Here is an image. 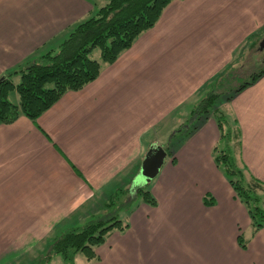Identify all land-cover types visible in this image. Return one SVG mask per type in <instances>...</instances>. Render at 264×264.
<instances>
[{
  "label": "crops",
  "instance_id": "0c3cea01",
  "mask_svg": "<svg viewBox=\"0 0 264 264\" xmlns=\"http://www.w3.org/2000/svg\"><path fill=\"white\" fill-rule=\"evenodd\" d=\"M107 2L0 0V78L20 79L19 69L56 50L78 24L94 17ZM261 35L264 0H173L151 29L114 62L103 65L94 81L66 92L36 122L19 115L10 124H0V264L27 260L35 264L56 236L90 215L96 200L139 175L149 150L162 148L158 135L165 123L174 126L182 121L181 127L192 108L215 90L212 85L221 84L225 77L230 83L235 72L247 73L238 64L244 62L245 47L255 48ZM263 51L258 46L256 52ZM257 69L249 74L263 70ZM226 104L230 137H236L237 131L241 134L242 163L264 183V76ZM201 118L189 121L201 124ZM193 125L196 130L184 135L189 139L183 144L169 140L165 147L169 158L160 178L167 181L151 189L157 206L139 207L129 231L114 241L109 238L97 249L100 260L85 264L137 263L136 243L140 255L154 243L144 237L145 244H140V229L146 234L156 221L153 216L158 213L161 217L156 218H162L164 202L171 196L162 190L172 185L174 165L207 171L202 180L217 175L211 153L221 139L218 124L210 117L186 130ZM232 191L229 187L228 203L217 216L218 227L225 226L219 232L221 239L191 255L202 264H264V226L248 230L250 221L239 215L246 216V209ZM187 203L188 210L190 204L197 207L190 197L179 207L184 209ZM241 223L248 234L245 250L236 243ZM205 226H196L194 232ZM216 229L208 232L214 234ZM187 233L185 245L195 234ZM191 255L150 264H192ZM57 262L61 260L50 264Z\"/></svg>",
  "mask_w": 264,
  "mask_h": 264
},
{
  "label": "trees",
  "instance_id": "16d2710c",
  "mask_svg": "<svg viewBox=\"0 0 264 264\" xmlns=\"http://www.w3.org/2000/svg\"><path fill=\"white\" fill-rule=\"evenodd\" d=\"M172 1L108 0L97 10L94 17L78 24L56 50L40 56L19 69L18 84L13 83L11 75L0 82V124H10L19 115L36 122L66 92L78 91L94 81L99 76L103 65L114 62L142 33L151 29L164 8ZM95 49L99 50V60L90 58V54ZM262 76H264V69L249 74L247 76L249 80L241 82L234 89L235 95L254 84ZM225 79L226 77L222 83L227 86L229 82ZM14 90L19 97L18 106L8 100L9 93ZM219 96L220 94L214 91L208 93L194 107L190 120L203 117L201 118L203 124L205 120L214 117L221 132V139L230 141L231 132L229 129L223 132L225 120L223 115L216 111V100ZM219 118L221 120H218ZM190 126L191 124L182 126L175 133L190 135L196 130V127H193L192 131L186 130ZM232 139L237 140L240 149V131H237L236 137ZM165 152L167 154L166 148ZM215 163L224 165L226 174L230 178L229 184L235 192L236 199L245 207L252 228L255 231L262 228L264 209L259 207V204L264 198V183L252 176L244 164L242 167L237 166L225 150L215 158ZM125 194L126 191L117 189L104 201V207L107 210H113L117 206L114 213L102 217L90 214L82 220L83 222L56 236L48 247L47 254L38 258L35 264H50L55 258L73 264L77 254H82L86 262H98L100 257L97 249L105 243L110 232L113 230L124 232L129 228L128 224L123 225L118 220V211L131 202L128 201V196L125 202L119 201V196H125ZM134 195L132 201L135 206L138 199L140 204L142 202L150 207L157 206L155 197L146 186L138 187ZM212 200L214 201L212 197H209L204 199V203L212 204ZM237 230L236 243L239 248L245 250L247 239L244 238L242 229ZM195 257L194 255L190 257L192 264H202Z\"/></svg>",
  "mask_w": 264,
  "mask_h": 264
},
{
  "label": "rangeland",
  "instance_id": "374dc122",
  "mask_svg": "<svg viewBox=\"0 0 264 264\" xmlns=\"http://www.w3.org/2000/svg\"><path fill=\"white\" fill-rule=\"evenodd\" d=\"M263 38L264 36L262 37L261 35V37H259L257 41L254 42L255 48L250 49L248 47H245L246 50L244 53V62L238 65H244V68L246 69L247 73H244V74L243 73L236 74V72L233 73V79L228 84V86L233 85L232 88L227 89L226 84L224 83L218 84V82L212 85L211 89H215L213 90L214 92L221 94L219 96L220 99L217 101V107L219 111L223 113V117L225 120V122H223L224 132H227L229 128H232L230 127L232 126V122L230 120V115L228 112L229 105L226 104L227 99L232 96L234 98V95H235L234 89L237 88L241 84V82L245 80H249L247 76H249V73L251 72V70L255 69L256 71L257 67L264 69V64H261L262 61L264 60V51L259 54L256 52ZM254 54H256L257 56L253 57ZM252 57L254 58V61ZM90 58L94 60H99L100 58L99 50L98 49L93 50L92 53L90 54ZM13 83L18 84L19 78L15 79ZM8 100L13 105L18 106L19 97L15 90L9 93ZM190 118L191 116H189V120ZM189 120L186 123L182 124V126L183 125L187 126L190 124H195L196 126V124L197 125L199 124V122H196V123L192 121L189 122ZM218 120H221V118H219ZM180 122L182 121H179L174 126H170V123L168 124V121H167L165 123L167 124L166 127H164V129H161L159 131L158 141L162 143L161 145L162 149H165L169 140H172L173 143H176V145L177 144L181 145L186 140L189 139V138H184V135L186 136V134L184 133H181V134L179 132L175 133L176 131H178V129L182 127V126L179 127ZM201 124H199L198 126H200ZM171 127L172 129L170 131ZM173 133H175V135H173L175 137H171ZM215 147L216 149L213 148L212 150L213 152L211 153V158L213 161V165L216 167L215 170H216L217 175H212V178L206 179V177H203L204 179L202 180L201 174L203 175L207 174V171L205 173H203V171L197 172L196 171L197 169L194 170L192 167L188 169H183L178 164L174 165L175 169L171 171L172 176L169 177L172 182V185L171 186L167 185L162 190L167 196L168 194L171 195L170 200L169 201L166 200L164 202L162 218L157 219L158 218L157 216L161 217L158 213L154 215L153 218L156 221H153L154 223L153 222L150 223V226L146 234L144 233L142 228L140 229V233L142 236L138 237L139 243L145 244L144 237L151 239L154 243L149 244V246L146 249L142 250L141 255L138 249V243H136L135 245V247L137 248L136 254L138 256H135V259L137 263H133V264H150L152 263L153 260L160 259V261H163L166 258L183 260L184 259L183 254L189 253V255H191V254H195L198 252H204V249L208 248L209 243L216 244L221 239L220 238L221 234H219V232H222L225 226L221 228L218 227L217 216L219 214V210L222 207V205L226 206L228 203L227 201L229 200V196H230L228 190H229V187L231 188V186L229 184L230 178L226 174L224 165L222 163H217L216 165L215 158L220 156L222 151L225 150V153L227 152L229 153V155L233 158L237 166L242 167L243 163L241 159L242 153L240 155L241 148L240 149L238 148V146L236 145V141L234 139H231L230 141L227 139L224 140V138L220 139V141ZM177 148L178 146L176 147V149ZM168 158L169 156H167L166 154L163 160L162 166L159 169L157 175L153 177L152 179H150L149 182L144 183L140 180L141 184L140 183L134 184V181L136 177L138 176L137 175L131 181H129L130 179H128L126 181V185L118 186L119 190L121 189V190L126 191L125 196L124 195L119 196V201L125 202L127 196H128L127 198L128 201H131L127 207H124L118 211V220H120L123 225L128 224L129 228L125 230L124 232H119L117 230L111 231L110 234L107 236L105 242H107V240L111 237H112L111 241H114L118 239L119 236L120 237L124 236L129 231L131 227V219L139 207L141 208L142 206H147L150 209L155 208V207H150L142 202L140 204V199L137 200L138 206L137 205L135 206V203H133L132 201L135 196L134 191L138 187H143V186H146L151 191V189L153 187H156V185H160L162 182L167 181L166 179L160 178V174L164 170V167H165L164 164L167 163ZM255 172H256L255 174H258L257 171ZM194 178H196V180H194ZM157 188L161 190V187L158 186ZM214 188H216L218 194L215 193ZM232 192L235 194L234 191ZM164 193H162L163 196H165ZM211 196L214 199V201L212 200V204H205L204 199H209V197ZM108 197L109 196H107L106 198L100 197V199L96 200L94 203V208L90 214L92 215L95 214V216L102 217L104 215L109 216V214L114 213L117 209V206H115L113 210H107L104 207V201ZM189 197L192 200L193 205H195L196 203V206L198 207V209H201V210H198L197 207L195 208V206H192L191 204L189 206L190 209L188 210V203L186 204L184 209L182 207H179L180 204L184 200H188ZM263 201H264V198L261 199V203L259 204V207L264 209ZM179 210H183L184 212L177 213ZM215 212H218V213H215ZM221 213H225L224 209L221 210ZM239 215L243 220L248 219L250 221V218L246 211H245L246 216H243L241 213H239ZM143 218L148 219V217H143ZM159 220L161 221L158 222ZM71 223L72 222H70V224ZM200 224H206V226L203 228L201 227V229L197 231L198 233H195L194 232L195 227L200 226ZM241 226H242V223L240 225V229L243 228V226L242 227ZM211 229H216L214 234L208 232ZM250 229H251V225L248 226V230ZM190 230L191 232L195 234L191 237L190 242L185 245V243L188 240V236H190V234L188 235L187 231H190ZM241 231L242 232L245 231L243 234H244V238L247 239L248 237L247 230L244 229ZM114 235H117V236L113 237ZM46 252L47 250L45 251L44 256L47 254ZM55 259H59V258H55ZM28 262L30 263V260H27L26 262H23L20 264H29ZM94 262L96 261H93V263ZM85 263L86 261L82 254H77L75 256L73 264H85ZM52 264H69V263L61 261V263L57 262V263H52Z\"/></svg>",
  "mask_w": 264,
  "mask_h": 264
},
{
  "label": "water",
  "instance_id": "95a60500",
  "mask_svg": "<svg viewBox=\"0 0 264 264\" xmlns=\"http://www.w3.org/2000/svg\"><path fill=\"white\" fill-rule=\"evenodd\" d=\"M259 49H264V39H262L261 43L259 44ZM3 79L4 78H0V82ZM165 156L166 153L161 147L151 148L142 162L140 173L136 177L134 184H139L140 180L144 183H147L150 181V179L155 177L162 166Z\"/></svg>",
  "mask_w": 264,
  "mask_h": 264
}]
</instances>
